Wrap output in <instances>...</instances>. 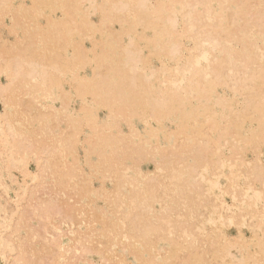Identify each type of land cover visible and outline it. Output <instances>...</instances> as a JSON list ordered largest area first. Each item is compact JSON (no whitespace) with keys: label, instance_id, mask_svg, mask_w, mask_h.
<instances>
[{"label":"bare ground","instance_id":"1","mask_svg":"<svg viewBox=\"0 0 264 264\" xmlns=\"http://www.w3.org/2000/svg\"><path fill=\"white\" fill-rule=\"evenodd\" d=\"M0 104L1 264H264V0H0Z\"/></svg>","mask_w":264,"mask_h":264},{"label":"rangeland","instance_id":"2","mask_svg":"<svg viewBox=\"0 0 264 264\" xmlns=\"http://www.w3.org/2000/svg\"><path fill=\"white\" fill-rule=\"evenodd\" d=\"M22 1V0H21ZM97 17H94L93 16V21L95 22V21H97ZM45 20H43L42 21V23L44 22ZM7 23H9V20H7ZM3 34H4V37H6L7 38V31L5 30L4 32H3ZM6 34V35H5ZM8 37H9V39L11 40V41H13V37L12 36H10V35H8ZM85 46L86 47H88V48H90L91 47V42H89V41H87L86 43H85ZM90 46V47H89ZM154 63L155 62H153V64H152V66L154 65ZM155 66H156V68L158 69V67H159V64L156 62L155 63V65L153 66L154 68H155ZM158 66V67H157ZM90 73H91V70L90 69H87L86 71H85V73H84V75H90ZM75 106H76V108H78L79 107V104L76 102V104H75ZM55 107H59V103H55ZM0 109H1V104H0ZM100 116L102 117V118H104L105 116H106V111H102L101 113H100ZM139 127H140V125H139ZM123 130H125L127 133L129 132V129L127 128V126H123ZM32 129V128H31ZM140 129H142V126L140 127ZM124 131V132H125ZM186 155H188V153L187 154H185L184 155V157L186 156ZM189 156H190V154H189ZM187 158H188V156H186ZM246 159H248L247 161H249V160H251L252 159V156H251V154L249 153V156L248 157H246ZM184 160H187L186 158L184 159ZM183 161V160H182ZM186 162V161H185ZM149 164V165H148ZM30 168H31V170H34L35 169V165H34V163H31L30 164ZM153 168H154V165H153V162H151V160L149 159V158H147V160H146V162H144V164L142 165V169L145 171V172H149V171H152L153 170ZM48 191V190H47ZM46 191V192H47ZM49 192H51V190H49ZM48 193V192H47ZM230 202V201H229ZM101 205H102V203H103V201H100L99 202ZM208 228H210L209 226H208ZM207 228V231L208 230H210V229H212V227L210 228V229H208ZM232 230H235V228H232ZM210 232H211V230H210ZM236 232V231H235ZM235 232L233 233V234H235ZM208 233H209V231H208ZM1 264V263H0Z\"/></svg>","mask_w":264,"mask_h":264}]
</instances>
